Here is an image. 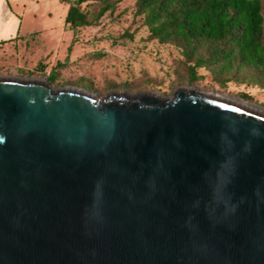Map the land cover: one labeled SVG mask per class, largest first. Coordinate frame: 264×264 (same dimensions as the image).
I'll return each mask as SVG.
<instances>
[{"label": "water", "instance_id": "obj_1", "mask_svg": "<svg viewBox=\"0 0 264 264\" xmlns=\"http://www.w3.org/2000/svg\"><path fill=\"white\" fill-rule=\"evenodd\" d=\"M0 264H264V108L0 77Z\"/></svg>", "mask_w": 264, "mask_h": 264}, {"label": "rangeland", "instance_id": "obj_2", "mask_svg": "<svg viewBox=\"0 0 264 264\" xmlns=\"http://www.w3.org/2000/svg\"><path fill=\"white\" fill-rule=\"evenodd\" d=\"M8 3L21 27L17 39L0 44V77L47 79L54 89L80 88L97 100L113 91L172 97L186 87L264 108V74L253 65L213 64L199 68L201 79L190 83L186 76L193 63L180 47L151 37L144 15L136 13V0L118 1L92 26L76 30L65 24L70 4L61 0ZM100 9L99 0L81 5L89 19Z\"/></svg>", "mask_w": 264, "mask_h": 264}, {"label": "trees", "instance_id": "obj_3", "mask_svg": "<svg viewBox=\"0 0 264 264\" xmlns=\"http://www.w3.org/2000/svg\"><path fill=\"white\" fill-rule=\"evenodd\" d=\"M61 1L70 4L65 24L76 30L92 26L121 0H99L101 9L92 19L81 10L88 0ZM136 13L144 15L152 38L183 50L193 63L186 76L190 83L201 79L199 68L222 62L253 65L264 74L262 0H136Z\"/></svg>", "mask_w": 264, "mask_h": 264}, {"label": "crops", "instance_id": "obj_4", "mask_svg": "<svg viewBox=\"0 0 264 264\" xmlns=\"http://www.w3.org/2000/svg\"><path fill=\"white\" fill-rule=\"evenodd\" d=\"M21 18L15 13L8 0H0V44L19 37Z\"/></svg>", "mask_w": 264, "mask_h": 264}]
</instances>
